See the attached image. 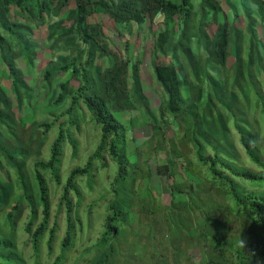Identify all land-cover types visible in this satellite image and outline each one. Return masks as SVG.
Returning <instances> with one entry per match:
<instances>
[{"label":"trees","instance_id":"trees-1","mask_svg":"<svg viewBox=\"0 0 264 264\" xmlns=\"http://www.w3.org/2000/svg\"><path fill=\"white\" fill-rule=\"evenodd\" d=\"M5 1L8 4V0ZM53 1L33 0L34 4H29L22 14L44 19ZM67 3L69 0H61L60 6L67 7ZM75 3L71 14L75 15L80 41L78 53L60 55L57 65L52 70L47 69L45 77L53 71L71 69V77L80 81L70 96L71 101L65 99L66 82L52 88L51 97L55 103L66 100L60 109L76 124L74 109L82 100L92 120L98 124L101 138L87 162L70 169L65 180L59 172L63 145L69 143L76 148V140L63 127L64 123L58 127L57 137L50 145L49 157L37 156L33 166L26 167L27 154L22 148L8 144L11 125L6 108L11 100L8 95L11 85L6 81L12 78L11 92L18 106L31 102L34 87L21 74L19 60L23 52L26 51L27 56L31 54L35 43L23 31L24 28L30 31L28 26L6 20V9L0 10V26L13 39L8 43L6 35L0 33L1 50L8 48V44L12 49L1 56L7 74H0V264H43L39 255L47 231L48 249H54L60 224L56 220L50 228L52 196L49 183L53 181L63 186L62 200L67 206L62 254L77 238L84 234L91 237L93 221L90 218L85 221L78 210L72 211L73 205L77 209L80 202H73L71 193L81 194L80 178H88L91 186L96 170L100 168L98 163L106 158L105 155L111 159L106 167L114 169L109 188L113 196L108 200L109 214L101 231L90 240L97 248L92 264H120L115 260L116 255L130 254L123 243L130 235L128 225L133 216L148 212L149 207L156 212V208H152L156 198L151 185L153 168L146 163L147 169L143 170L135 165L138 160H131L127 153L128 128L117 116V112L133 105L129 85L133 87L134 95L143 100L136 61L133 58L118 60L108 55L109 43L102 24L88 23L94 13L108 14L118 24L116 30L120 35L158 13L164 14L165 30L157 35L156 48L168 59L153 62L154 76L164 91L158 115L153 114V129L154 133L161 134L162 122L175 123L182 126L185 143L189 141L193 145L188 153L181 152L175 144L171 146L166 162L158 165L156 170L168 180L170 206L164 209V217L173 235V255L181 254L183 248L196 238L202 245L196 264H264V0H208L209 10L201 12L198 30L189 34L193 40L187 45L181 40L192 16L194 5L191 0H75ZM240 15L247 20V46L242 43L241 29L232 27L231 30L229 26ZM173 22L178 23L180 34H173L171 39ZM19 44H23L21 50ZM179 46L187 51V55L179 54ZM82 49L87 52L86 61H81ZM97 52L101 58L106 56V60L110 57L107 60L109 66L95 63ZM231 56L234 58L232 74L228 69ZM54 122L42 121L39 125L42 133L38 137L45 140ZM178 174L188 182V186L185 185L188 191L175 180ZM15 179L20 187H15ZM208 179L216 185V194L223 195L228 205L253 229L257 237L254 242L236 246L223 223L201 210L204 203L195 192ZM131 180L145 182V187H140L141 208L138 212H132L126 206L134 204L128 186ZM23 232L30 236L36 251L30 261L17 249V237ZM158 258L154 256L152 264H168L165 259Z\"/></svg>","mask_w":264,"mask_h":264},{"label":"rangeland","instance_id":"rangeland-1","mask_svg":"<svg viewBox=\"0 0 264 264\" xmlns=\"http://www.w3.org/2000/svg\"><path fill=\"white\" fill-rule=\"evenodd\" d=\"M60 2L61 0L53 1L51 9L44 14V19L29 14H27L28 17H22L15 11L13 6L12 9H8V5L5 8L6 16L11 22H22L30 28L32 32L26 28L23 31L32 37L35 43L31 54L27 56L25 51L19 60L21 74L34 87V97L29 104L18 106L14 94L11 92L13 90L12 78H9L10 80L7 79L6 84L11 85L10 90H8L11 100L6 112L10 119L8 122L11 125L10 130H8V144L18 146L26 152V167L33 166L37 156L39 158L49 157L50 145L57 137L58 127L64 123L63 127L69 130L76 140V148L69 143L63 145L59 161V172L62 179L65 180L69 175L70 169L74 166L84 165L87 162L89 155L95 150L100 141L101 130L98 124L92 120L82 100L78 101L80 105L74 109L75 114L73 113V119H76L78 124L71 122L73 120L69 119L67 114H63L62 109H60L66 100L71 101L72 98L70 99V96L75 92V88L80 85V81L77 78L71 77V69L68 71H53L49 77H45L46 70H52L57 65L60 55L77 54V49L80 48V41L76 32L75 15L74 13L71 14V10L76 7L75 0H69L67 7L60 6ZM191 2L194 5L192 16L186 24L187 29L183 30L185 34L181 40L185 45L192 43L193 37L189 36V34L198 30L201 12L209 10L208 0H191ZM31 8H33L34 12L36 11L34 7ZM97 22L102 24L105 38L108 40L107 49L110 53L108 55L111 57L115 56L118 60L133 58L136 61L141 80L140 86L143 100L134 95V89L129 85L128 93L133 105L130 109L117 112V116L128 128L126 132L127 153L131 160H138V164L135 165L140 166L143 170L147 169L146 163L153 168L151 185L156 197L152 205V208H156V212H153L151 207H149L148 212L133 216L131 223L128 225L130 235L123 245L128 246L130 254L118 253L115 260L120 264H152L154 263V256H157L159 257L158 259L160 257L163 260L165 259L168 264H196L200 258L202 248L201 243L196 238L191 241V245L183 248L181 254L173 255L171 242L173 235L170 233L164 217V209L170 206L168 180L164 175L156 173L157 166L166 162L167 150L171 146L175 144L181 149V152L184 151L185 153H188L193 147L189 141L185 143L182 138V126L164 121L161 123V134L154 133L153 129V114L158 115L164 99V91L154 76L153 62H165L168 59L166 54L156 48L157 35L165 30L164 14L158 13L142 24H135L132 31L124 32L123 35L117 32L118 24L108 14L94 13L88 18V23L90 24ZM54 25H57L54 27L56 29L52 27ZM246 25L247 20L243 15H240L237 21H231L229 25L231 30L232 27L241 29L243 33V38L241 39L245 46H247L246 38L249 35ZM172 26L173 29L170 31L171 39L173 34L175 36L180 34L178 23L173 22ZM0 33L6 35L8 43L13 40L10 33H6L1 26ZM22 45L19 44V50H21ZM9 49H11L9 44L8 48L6 47L2 50L0 48V74H7V69L2 64L1 56L6 54L7 51L9 52ZM178 52L182 56L187 55V51L181 49L180 46L178 47ZM81 53H83L81 61H86L87 52L82 49ZM109 56L107 60H109ZM104 57L98 56L97 52L95 63L104 67L109 66L110 62H107L106 56ZM233 62L234 58L231 56L228 62V69L231 74L234 72ZM262 79L264 80V75ZM61 82H66V100L62 99V102L55 103L54 98L51 97L52 88L58 87ZM55 110H57L56 114L52 113ZM46 119L52 122L55 120V122L53 128L46 134V139L43 140L38 137L42 133V128L39 125ZM184 125L185 123H183ZM30 135H32V139H30ZM41 142L42 144L40 145ZM105 156L106 158L98 163L100 168L96 170L97 175L91 181V186L88 185V178H78L81 194L71 193L73 202H80L79 208L74 209L73 205L72 211L78 210V213L84 217L85 221L88 218L93 221L90 229L91 237L87 238L84 234L82 238H77L66 249L64 254H62L61 243L67 229V206L65 201L62 200L63 186L57 185L55 181L49 183L51 188L50 195L52 196L50 228L54 226L56 220L59 221L60 225L58 232L55 234L53 250H49L47 246L48 231L44 236L41 243V254L39 255V259L43 264H51L55 261L59 264H92L97 254V248L90 240L101 231L105 218L109 214L108 200L113 196L109 193V188L111 179L114 176V169L111 166L106 167L107 164L111 163V159L109 156ZM190 168L193 170L192 167ZM175 180L184 185V187L185 185L188 186V182L183 181L179 174ZM15 183V187H20L16 179ZM128 186L130 187L134 204L128 205L126 203V206L132 212H138L141 208L139 195L142 189L140 187H145V182L131 180ZM215 189L216 185L213 186L209 179L204 183L202 182L199 186L195 193L204 203V206L200 204V206H203L201 210H206L205 212L223 223L236 246L241 243L254 242L257 237L253 229L248 223L243 222L244 219L239 217L238 213L228 205L223 195L216 194ZM184 191H188V188L185 187ZM212 201L215 203L210 204ZM147 214L148 216H146ZM17 249L28 261L36 254L31 238L26 232L17 237Z\"/></svg>","mask_w":264,"mask_h":264},{"label":"crops","instance_id":"crops-1","mask_svg":"<svg viewBox=\"0 0 264 264\" xmlns=\"http://www.w3.org/2000/svg\"><path fill=\"white\" fill-rule=\"evenodd\" d=\"M32 1L33 0H8V4H7L5 0H0V10L5 9L7 5H8V9L9 8L12 9L13 6L15 11L18 12L23 17L22 12H24L28 8V5L32 3ZM5 19L10 21L7 16H5Z\"/></svg>","mask_w":264,"mask_h":264}]
</instances>
